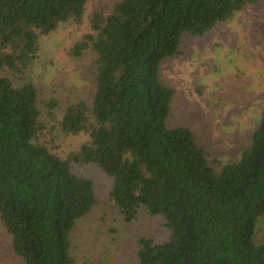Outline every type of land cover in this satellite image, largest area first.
Here are the masks:
<instances>
[{"label":"trees","instance_id":"trees-1","mask_svg":"<svg viewBox=\"0 0 264 264\" xmlns=\"http://www.w3.org/2000/svg\"><path fill=\"white\" fill-rule=\"evenodd\" d=\"M88 1L0 0V221L14 255L78 264L77 223L98 201L93 180L72 167L95 164L112 179L107 199L125 223L145 212L162 224L161 240H139L133 264H264V242L253 239L264 216V108L251 144L222 162L190 127L167 126L176 90L160 77L188 36L260 0H119L95 11L69 51L92 54L94 88L58 121L64 134L90 138L62 158L39 140L38 88L12 74L39 60L42 38L80 22Z\"/></svg>","mask_w":264,"mask_h":264},{"label":"rangeland","instance_id":"rangeland-1","mask_svg":"<svg viewBox=\"0 0 264 264\" xmlns=\"http://www.w3.org/2000/svg\"><path fill=\"white\" fill-rule=\"evenodd\" d=\"M117 1L89 0L80 22L71 20L42 38L39 60L22 74H12L16 84L32 82L38 88L45 123L39 140L62 158L78 151L90 137L89 132L66 135L58 121L68 106L89 101L94 88L89 72L92 54L74 58L69 51L87 34L92 14L107 12ZM182 50L160 70L163 82L176 90L167 126L190 127L212 158L222 162L239 159L251 144V132L264 108V0L236 11L202 35L188 36ZM53 103L56 106L51 108ZM72 168L93 180L98 201L77 223L73 254L78 264H133L143 236L163 238L157 217L142 212L135 223L127 224L112 210L107 199L112 179L97 165L75 164ZM258 223L253 239L262 244L264 216ZM0 264H22L1 221Z\"/></svg>","mask_w":264,"mask_h":264}]
</instances>
